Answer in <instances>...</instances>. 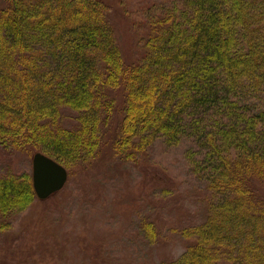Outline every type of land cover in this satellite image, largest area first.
I'll list each match as a JSON object with an SVG mask.
<instances>
[{
	"label": "trees",
	"instance_id": "1",
	"mask_svg": "<svg viewBox=\"0 0 264 264\" xmlns=\"http://www.w3.org/2000/svg\"><path fill=\"white\" fill-rule=\"evenodd\" d=\"M184 4L149 13L157 27L141 56L127 59L103 0H0V139L25 126L38 134L45 115L66 107H79L90 124L109 104L108 88L123 84L115 153L134 158L160 138L185 139L191 166L202 165L195 173L214 192V213L182 231L194 241L161 264H264V216L254 210L259 203L264 213V198L238 171L264 168V0ZM58 134L51 147L79 151V137ZM32 196V175L0 177V208Z\"/></svg>",
	"mask_w": 264,
	"mask_h": 264
},
{
	"label": "rangeland",
	"instance_id": "2",
	"mask_svg": "<svg viewBox=\"0 0 264 264\" xmlns=\"http://www.w3.org/2000/svg\"><path fill=\"white\" fill-rule=\"evenodd\" d=\"M103 2L108 4L106 18L127 59L141 56L142 44L157 27L152 26L149 13L178 9L174 3L185 5L184 0ZM104 73L105 68L100 75L105 91ZM119 84L108 88L109 104L90 124L79 107H66L54 116L45 115L38 134H30L25 126L28 134L22 128L21 134L8 135L6 143L0 139V177L10 175L29 182L38 151L58 158L69 172L65 187L48 198L32 196L24 206L0 208V264L170 262L194 241L182 235L183 229L214 213L215 206L207 200L214 192L195 173L202 165L191 166L193 154L189 156L187 151L192 144L187 140L169 145L160 138L135 159L127 151L125 156L115 153L114 139L119 135L122 107L127 105L123 84ZM60 132L80 138L78 152L51 147V140L62 139L56 138ZM238 171L248 184L251 178V195L264 198V168L256 166L246 173L240 166ZM240 186L238 180L232 190L236 192ZM225 189L219 188L215 201L223 198L220 193ZM254 210L264 216L259 203ZM260 221L259 239L264 244V217Z\"/></svg>",
	"mask_w": 264,
	"mask_h": 264
},
{
	"label": "water",
	"instance_id": "3",
	"mask_svg": "<svg viewBox=\"0 0 264 264\" xmlns=\"http://www.w3.org/2000/svg\"><path fill=\"white\" fill-rule=\"evenodd\" d=\"M68 179L67 169L42 152L33 156V187L40 199H46L63 188Z\"/></svg>",
	"mask_w": 264,
	"mask_h": 264
},
{
	"label": "bare ground",
	"instance_id": "4",
	"mask_svg": "<svg viewBox=\"0 0 264 264\" xmlns=\"http://www.w3.org/2000/svg\"><path fill=\"white\" fill-rule=\"evenodd\" d=\"M66 185V184H65ZM65 185H64V187H65Z\"/></svg>",
	"mask_w": 264,
	"mask_h": 264
}]
</instances>
